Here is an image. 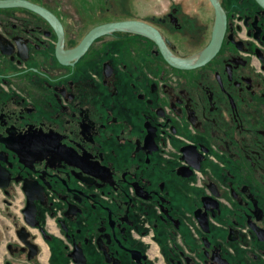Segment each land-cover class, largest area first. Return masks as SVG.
Segmentation results:
<instances>
[{
  "label": "flooded vegetation",
  "instance_id": "af4514ba",
  "mask_svg": "<svg viewBox=\"0 0 264 264\" xmlns=\"http://www.w3.org/2000/svg\"><path fill=\"white\" fill-rule=\"evenodd\" d=\"M218 1L222 34L212 0H0V264H264V1ZM119 21L164 43L83 48Z\"/></svg>",
  "mask_w": 264,
  "mask_h": 264
},
{
  "label": "water",
  "instance_id": "95a60500",
  "mask_svg": "<svg viewBox=\"0 0 264 264\" xmlns=\"http://www.w3.org/2000/svg\"><path fill=\"white\" fill-rule=\"evenodd\" d=\"M212 1L216 7V12H217L215 31L219 34H222V30L225 26V16L223 13V9H222L218 0H212ZM126 27L133 28L134 30L148 34V35L154 37L155 39H157L161 44L164 43V41L161 38V35L158 32V30H156L152 26H150V25H148L142 21H119V22H111V23L102 24V25H99L96 28H94L90 32V34L88 35V38H86V40L84 41L83 48L87 44H89L97 35H99L101 33L107 32L111 29H124ZM218 45H219V40H218V36H217L216 45H215L214 49L209 48V50L207 52L200 53L199 55H197V56H195L189 60H186L185 62H179V61L175 60L171 55H169L166 51H165V53H166L167 58L171 62L178 64V65L191 66V65H195V64L202 62L206 57H208L210 54H212L214 52V50L217 48Z\"/></svg>",
  "mask_w": 264,
  "mask_h": 264
}]
</instances>
